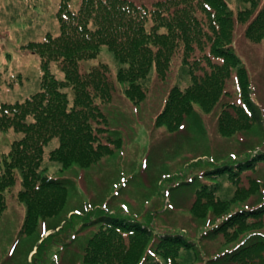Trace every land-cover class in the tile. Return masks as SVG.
<instances>
[{
	"label": "trees",
	"instance_id": "obj_1",
	"mask_svg": "<svg viewBox=\"0 0 264 264\" xmlns=\"http://www.w3.org/2000/svg\"><path fill=\"white\" fill-rule=\"evenodd\" d=\"M233 1L234 8L229 0H55L56 27L20 43L21 49L39 58L41 74L35 92L0 103V132L16 133L0 149V215L9 191L20 181L17 197L25 204L22 230L33 234L40 220L43 225L45 220L52 222L46 230L53 232L42 239L36 255L44 252L49 238L84 216V227L98 224L86 239L84 264H264V183L247 175L248 185H239L243 172L256 171V165L264 163V118L233 45L236 26L245 23V37L262 41L264 50V0ZM37 4L38 0H28L23 8L29 23ZM103 46L115 55L116 81L111 64L98 58ZM88 60L94 64L85 68L83 61ZM175 60V82L156 116L157 125L178 129L193 115L194 102L203 111L219 102L220 135L263 128L259 134L263 137L239 155L219 163L208 160L202 170L212 178L208 182L196 174L177 182L193 187L191 209L196 218L216 217L200 235L201 242L222 235L225 247L213 254L181 229L156 230L148 220L103 208L88 216L80 211L61 218L72 182L68 176L48 174L44 163L48 158L59 162L62 170L74 162L87 167L114 153L123 139L110 127L102 105L118 91L117 82L126 83L125 95L138 104L147 97L151 74L164 80ZM231 78L236 98L226 87ZM53 141L55 146L49 148ZM224 175L235 184L228 198L217 193L220 183L215 178ZM209 206L212 209L206 212Z\"/></svg>",
	"mask_w": 264,
	"mask_h": 264
},
{
	"label": "rangeland",
	"instance_id": "obj_2",
	"mask_svg": "<svg viewBox=\"0 0 264 264\" xmlns=\"http://www.w3.org/2000/svg\"><path fill=\"white\" fill-rule=\"evenodd\" d=\"M27 1L0 0V103L24 99L38 89L41 74L39 58L19 46L30 39L42 37L46 29L57 25L55 0H38L30 23L29 13L28 16L22 14ZM229 1L234 8V1ZM244 26L245 23L236 26L233 45L246 66L251 96L264 118L263 43L246 38ZM30 27L32 31L28 30ZM100 54L98 58L101 61L111 64L112 78L116 81L118 66L113 51L103 46ZM93 60L83 61L85 68L94 64ZM176 69L175 60L164 80H159L152 73L147 97L138 104L125 95L123 88L126 83L117 82L118 91L110 102L102 105L110 127L123 139L122 146L114 153L87 167L74 162L62 170L59 162L48 158L44 163L48 174L68 176L72 182L67 207L61 218L71 217L80 211L88 216L103 208L107 212L148 220L156 230L181 229L196 240L201 249L204 246L208 254H213L225 247L222 235L203 238L202 242L200 235L208 224L216 221V217L196 218L191 209L195 195L193 187L180 186L177 182L195 174L198 179L208 182L212 178L202 175L207 161L213 158V162L219 163L227 156L239 155L245 147L263 137L259 135L263 134L262 127L257 126L244 134L243 130L231 137L220 135L216 126L219 102L208 111H203L194 102L193 115L185 118L178 129L169 131L157 125L156 116L162 109L168 89L175 82ZM53 70L59 76L63 75L58 66H53ZM10 81L13 84L7 85ZM226 87L236 98L234 78L227 80ZM15 136L13 131H1L0 149H4ZM55 144L53 141L49 148ZM255 168L256 171L242 173L239 185H248L247 175L255 177L260 184L264 183V163H258ZM215 179L220 183L219 195L227 197L232 194L235 184L231 185L225 175ZM19 186L20 181L9 191L7 207L0 215V264H84L82 256L86 239L98 228V224L84 227V216L75 217L61 232L58 233L57 228L56 236L46 241L42 249L44 252L36 255L42 239L53 232V229L46 230L52 222L48 219L43 225L40 220L39 228L33 234L22 230L25 204L17 197ZM173 186L176 188L172 189ZM257 196L253 195L250 201ZM211 209L209 206L206 212Z\"/></svg>",
	"mask_w": 264,
	"mask_h": 264
}]
</instances>
